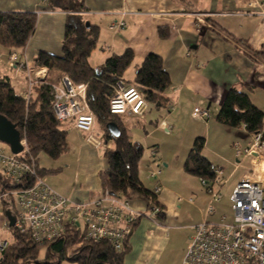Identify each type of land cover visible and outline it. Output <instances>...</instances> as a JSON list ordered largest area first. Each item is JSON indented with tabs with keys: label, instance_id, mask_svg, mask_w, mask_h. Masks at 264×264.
Here are the masks:
<instances>
[{
	"label": "crops",
	"instance_id": "0c3cea01",
	"mask_svg": "<svg viewBox=\"0 0 264 264\" xmlns=\"http://www.w3.org/2000/svg\"><path fill=\"white\" fill-rule=\"evenodd\" d=\"M251 1L84 0L86 10L80 13V16L87 23L98 25L100 28L98 44L89 58L92 66L98 67L109 56L121 54L130 48L134 52L131 64L134 75L145 57L150 52H156L162 56L164 68L171 78V85L163 93L166 105L158 106L148 101L142 117L122 115L123 125L129 136L133 141H138L134 139L137 129H147V115L153 110L152 104L155 105V121L151 118L149 127L152 130L149 135L164 130L169 133L168 137L179 136L180 144L173 148L172 156L177 158L180 171L183 172L171 185L161 177L154 180L155 187L154 184L146 185L143 181L151 190H156L158 184L162 186L157 192L162 211L155 217L149 215L146 200L139 196L129 198L137 211L147 213L148 216L140 219L133 227L131 238L128 239V244L129 240L131 241V253L125 258V264H158L162 255L173 248L180 230L189 231L192 236L196 224L180 225L179 221L183 220L184 215L196 218L197 224L205 219L218 222L224 215L232 219V215L228 216L219 209L222 201L216 202L215 212L206 217V208L210 201L206 186L200 177L184 170V162L198 136L206 138L203 154L223 171L225 182L219 183L222 187L220 191L223 199L224 189H228L230 207L231 193L242 178L264 175L259 171L260 164L255 165V157L240 156L243 158L236 159L237 168L250 159L254 169L235 179L234 173L226 176V165L232 153L237 147H248L253 137L244 127L232 128L217 120L224 96L231 87L248 93L253 103L264 111V1L262 12H259L256 6L250 5ZM70 2L71 0H0V11L37 13L36 31L24 50L23 59L33 64L42 50L62 54L68 15L63 7L68 6ZM120 20L125 21V26L120 29L110 27L112 22ZM161 29L165 31V36L161 35ZM98 47L101 50L95 52ZM0 48L3 49L0 54L9 52V49L2 45ZM6 62L7 59H0V76H9L19 92L26 89V75L15 70L13 76L7 73L5 70L11 68L7 67ZM134 75L126 79H133ZM196 108L208 110L209 117L195 116L193 111ZM129 121H132V128ZM65 123L78 130L74 122ZM78 131L84 135V132ZM262 134L263 149L264 128ZM154 144L152 150H156L157 154L155 158L150 156L149 161L153 163L156 160L160 166L165 156L159 142L155 141ZM211 154L216 155V158ZM261 155L259 162L264 166V153ZM107 166L106 160L104 168ZM100 171L99 167L92 169L91 179L78 189L61 191L51 186L75 201H87L103 193ZM147 177L154 179L149 173ZM190 198L193 201L190 202ZM180 203H187L190 208H183ZM6 220L3 208H0V227ZM187 247L185 245L180 254L176 255L172 264H180L183 261ZM60 264L79 263L64 260Z\"/></svg>",
	"mask_w": 264,
	"mask_h": 264
},
{
	"label": "trees",
	"instance_id": "16d2710c",
	"mask_svg": "<svg viewBox=\"0 0 264 264\" xmlns=\"http://www.w3.org/2000/svg\"><path fill=\"white\" fill-rule=\"evenodd\" d=\"M63 8L68 15L62 54L44 50L39 52L32 66L47 67L49 72L45 81L34 84L28 100L20 95L9 76L1 75L0 113L20 129L32 156L39 159L41 153H46L52 158H58L69 149V134L53 110L51 84L63 76H69L76 84L87 83L89 105L97 123L104 127L102 136L106 141H112L110 148H103L108 162L106 170L100 172L103 191L109 190L127 198L139 196L147 201L149 210L153 205L161 206L157 192L146 187L140 178L143 144L131 139L123 125L122 115L111 114L109 103L114 92L113 86L122 79L127 84L135 85L147 101L158 106L166 105L163 93L171 85V78L164 68L163 58L156 52H150L136 68L134 78L129 80L125 78V73L134 60V52L130 48L121 54L109 56L103 64L94 67L89 58L98 44L99 26H88L80 16L86 10L84 0H71ZM37 21L36 12L0 11V45L9 49V53H24L36 31ZM161 35H166L162 29ZM55 70L58 71V77L53 80L51 73ZM217 120L232 128L244 127L253 134L263 132L264 111L253 103L248 93L231 87L224 96ZM109 122L118 124L121 130L119 136L107 129ZM205 145L204 136L195 139L184 162V170L215 184L218 181L217 167L203 154ZM38 170L41 176L47 173L39 161ZM0 180H3L1 173ZM7 188L8 183H2L0 195ZM0 202L3 203L5 215L10 212L15 217L14 204L9 208L5 206V199ZM146 216L147 213H141L134 227ZM10 226L12 237L2 253L0 264H60L64 260L79 264H125L126 254L130 250L128 240L125 248L118 252L108 241L86 239L85 230L77 225L66 228L61 236L43 242L36 241L28 228L18 229L14 224Z\"/></svg>",
	"mask_w": 264,
	"mask_h": 264
},
{
	"label": "built area",
	"instance_id": "2783aa9c",
	"mask_svg": "<svg viewBox=\"0 0 264 264\" xmlns=\"http://www.w3.org/2000/svg\"><path fill=\"white\" fill-rule=\"evenodd\" d=\"M264 0H252L250 5L262 12ZM256 12V11H254ZM125 26V21H114L112 29ZM22 52H10L6 65L16 72H23L27 77V88L20 92L24 99H29L32 87L38 81H45L49 69L34 68L23 59ZM2 55H0L1 59ZM110 99V113L114 115L132 114L142 117L147 108V100L140 90L120 79L113 86ZM52 105L56 118L60 122L72 121L74 126L87 133V140L96 148H110L112 141H106L96 133V117L87 98V83H74L69 76H63L51 84ZM195 116L209 117L208 110L196 108ZM252 143L245 148L237 147V156H253L255 165L260 169L263 134H252ZM24 149L19 153L8 152L0 146V166L4 168L2 177L8 180V188L1 193L0 200L10 199L15 206V223L18 229L28 228L38 242L59 237L68 227L77 225L85 230L86 239L108 241L120 252L125 248L130 232L133 230L141 212L131 204L129 198L113 194L109 190L87 201H75L53 188L39 174L37 157L30 153L27 140L22 136ZM156 150L151 156L156 157ZM156 160L153 161V164ZM217 183L225 182L223 171L217 168ZM161 170L152 169L149 176L159 180ZM206 186L210 201L206 208V217L216 210V202L222 199V192L215 190L214 184L201 179ZM23 185V186H19ZM161 184L156 192L161 190ZM190 201H193L190 198ZM232 219L222 216L220 221L207 219L194 225L186 254L180 264H264V180L262 177L242 178L234 187L231 196ZM162 207L153 205L149 215L160 214ZM8 220L0 227L10 228ZM8 239L0 238V261L3 251L8 246Z\"/></svg>",
	"mask_w": 264,
	"mask_h": 264
},
{
	"label": "rangeland",
	"instance_id": "374dc122",
	"mask_svg": "<svg viewBox=\"0 0 264 264\" xmlns=\"http://www.w3.org/2000/svg\"><path fill=\"white\" fill-rule=\"evenodd\" d=\"M0 50H3V49L0 48ZM100 50H101L100 47H98L95 50V52H99ZM8 54L9 52L5 53L4 51V53L0 55H2L3 59H7ZM5 71L11 74L12 76L15 74L14 69H6ZM51 75H52L51 76L52 79L56 80V78L58 77V71L57 70L53 71ZM133 75H134L133 67L130 66V68L128 69L126 73V78H132ZM152 108H153L152 112H150L147 115V125H148L147 129L139 127L137 129V132L135 131L136 134H135L134 139L138 140L144 146V154L140 162V177L142 178L141 180L144 181L146 185L154 184L153 186L155 187V181H154L155 179H149L147 177V173H149L152 169H160L161 166H163L162 174L160 175V177L162 180L164 179L166 182L168 180L167 184L171 185L176 179L180 178V174H183V172L180 171L181 167L178 165L177 158L176 157L173 158L172 156L173 148L180 144V138L177 135L173 137H168L169 133L164 130L158 133H155L152 136L149 135V132L152 130V128L149 127L151 125V121H150L151 118L153 119V121H155V118H154L155 110H156L155 105L152 104ZM135 118L133 119V122L135 121ZM131 122L132 121H129V124L131 126L130 128L133 127ZM63 125L68 130V134H69L68 151L63 153L58 158H52L46 153H41L39 156V163H40L41 168L46 170L47 173L43 175V178L46 181H48L50 185H53L59 190L78 189L80 187H83L86 184V182L91 179L92 169L99 167L101 168V171L106 170V168H104V166L106 165V158L104 157L103 148H96L95 145H93L87 140V133L84 132V135H83L78 130L74 129L72 126L70 127L68 123H64ZM95 130L98 135H103L104 133V127L99 123H96ZM145 136L147 138H145ZM155 141L159 142L160 144L159 147H162L161 151L163 152L165 156L160 166L157 165V162L153 164L149 161L151 158L150 156H151L152 147H155L154 146ZM0 146H3L8 152L11 151L10 147L5 143L0 142ZM260 152L264 153V148L260 150ZM211 156L213 158H216V155L213 156V154H211ZM242 158L243 157H238L236 155V150L234 151V153H232V156L229 159L230 161L226 165L227 166V169H226L227 177L231 173H234L233 179H235L239 175L254 169L255 166H253L250 159H247V161H244L242 166H239L237 168L236 159L240 160ZM261 165L262 166H260V169L264 170L263 163H261ZM2 172H4V168L0 166V173ZM262 179L264 180V175ZM6 182H8V180L3 176L2 182L0 180V188H1L2 183L4 184ZM214 188L215 190L222 191V187L219 183L215 184ZM223 193L225 194V197H223L222 200L218 201V202L222 201L219 204V209L224 211V213H226L228 216H231V215L233 216V211L228 201V195H227L228 189H224ZM6 201L7 203H5V206L11 208L12 207L11 200L7 199ZM180 204H182L183 208L185 207L190 208V205H188L187 203H180ZM2 205L3 203L0 202V208H3ZM183 217H184L183 220L179 221L180 225L197 224L195 222L196 218L188 217L186 215H184ZM11 237H12V231L10 228L0 229V238L8 239L10 241ZM190 237L192 236L189 235V231L180 230L177 235L176 242H174L172 246L173 248L171 249L170 252H167L162 255L158 264H172L173 263L172 261L176 257V255L180 254V251H182L183 248H185V245L186 247L188 246L190 239H191ZM130 243L131 241L129 240V245L131 246ZM130 253H131V249L127 252L126 257H125L126 259L127 257H129ZM43 254H44V251H42L41 255ZM127 264L129 263L127 262Z\"/></svg>",
	"mask_w": 264,
	"mask_h": 264
},
{
	"label": "water",
	"instance_id": "95a60500",
	"mask_svg": "<svg viewBox=\"0 0 264 264\" xmlns=\"http://www.w3.org/2000/svg\"><path fill=\"white\" fill-rule=\"evenodd\" d=\"M87 25L89 26L90 23H87ZM106 127L115 136H119L121 133L116 122H109ZM21 140L22 133L20 129L17 128V125L0 113V142L7 144L10 147L11 152L19 153L24 149ZM6 215L10 220V225H13L15 223V217H13L10 212H7ZM132 233L133 230L130 232V235Z\"/></svg>",
	"mask_w": 264,
	"mask_h": 264
}]
</instances>
